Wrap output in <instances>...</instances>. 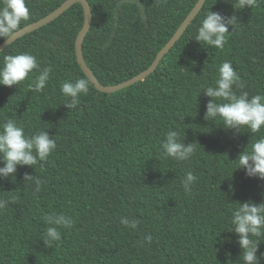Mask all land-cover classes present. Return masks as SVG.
<instances>
[{
    "label": "trees",
    "instance_id": "trees-1",
    "mask_svg": "<svg viewBox=\"0 0 264 264\" xmlns=\"http://www.w3.org/2000/svg\"><path fill=\"white\" fill-rule=\"evenodd\" d=\"M65 1L26 0L30 15L19 29ZM86 1L92 22L82 56L104 87L145 71L197 2ZM208 10L238 18L222 50L194 39ZM83 20L75 3L0 52V64L5 55L30 53L40 69L52 68L40 93L28 87L39 69L17 86H0V123L15 120L28 136L45 130L57 144L46 161L18 165L15 176L0 178V199L7 201L0 209V264H243L230 217L240 203L264 201V181L235 170V160L264 127L254 135L246 129L234 134L219 120L205 121L212 98L201 86L213 83L219 66L231 61L242 86L234 85V91L264 95V0L238 12L226 0H205L149 76L110 94L90 83L72 110L63 104L60 87L87 79L74 48ZM169 129L178 130L185 145L195 144L189 161L163 158ZM188 171L197 176L191 192L182 185ZM25 173L42 181L38 190L24 180ZM53 213L75 223L60 228L61 240L48 246L46 217ZM122 216L135 217L137 228L122 225ZM261 254L264 241L258 252L264 264Z\"/></svg>",
    "mask_w": 264,
    "mask_h": 264
},
{
    "label": "clouds",
    "instance_id": "clouds-1",
    "mask_svg": "<svg viewBox=\"0 0 264 264\" xmlns=\"http://www.w3.org/2000/svg\"><path fill=\"white\" fill-rule=\"evenodd\" d=\"M235 11L243 10L246 6L252 8L257 0H226ZM30 11L26 0H0V38L7 41L20 28L22 21L29 19ZM236 15L225 17L219 12L208 10L206 16L200 22L194 39L204 47L223 49L227 43L228 35L238 27ZM229 26L232 31L229 32ZM38 75L28 85L36 93L44 91L47 87L51 66L40 69L37 58L30 53L5 55L0 64V86H17L26 79L29 74L38 70ZM242 87L239 77L232 67L231 61H224L218 69V76L213 83L201 86L208 97L212 99L207 104L204 120L209 122L221 121L227 130H235L234 134L242 133L246 129L249 134L260 133L264 127V95L249 96L247 91L239 95L233 86ZM90 88V80L77 78L66 80L61 84L60 91L65 97L63 104L69 109H78L80 96L87 95ZM45 130L25 135L23 126L15 120L7 119L0 123V178L7 179L15 176L17 166H34L38 161H46L56 149V141ZM249 144V143H248ZM247 144V145H248ZM163 158H171L177 162L189 161L196 151L194 143L185 145L180 140L178 130L169 129L161 143ZM236 169H242L248 178H256L264 181V134L255 138L249 147H245L237 159ZM26 182H34L37 190L42 181L33 175L25 173ZM197 181V176L188 171L182 180L185 192H191V186ZM7 201L0 199V209H3ZM49 225L44 232V244L51 246L53 242L61 240L60 228H72L74 220L63 213L50 214L46 217ZM120 223L127 228L136 229L139 221L133 217H120ZM229 232L237 236L236 243L243 251V264H259V244L264 241V201L254 203L247 201L240 203L230 217ZM151 243V235L146 237ZM264 255V254H261Z\"/></svg>",
    "mask_w": 264,
    "mask_h": 264
},
{
    "label": "water",
    "instance_id": "water-1",
    "mask_svg": "<svg viewBox=\"0 0 264 264\" xmlns=\"http://www.w3.org/2000/svg\"><path fill=\"white\" fill-rule=\"evenodd\" d=\"M78 3L81 5L83 14H84V20L83 25L80 29V31L77 34V37L75 39V56L77 64L79 65L80 69L84 73L85 77L90 80V83L95 87V89L101 93H113L119 90H122L126 87H129L133 85L134 83L138 81L144 80L147 76H149L157 67L160 60L163 58L164 55L168 53V51L174 46V44L179 40V38L183 35L187 27L191 24L193 19L196 17V15L200 12L202 9L205 0H197L192 10L187 14L184 21L180 24L178 29L175 31V33L172 35V37L169 39V41L163 46V48L157 53L155 59L151 63V65L143 72L139 73L138 75L134 76L130 80H127L123 83L114 85V86H102L96 78L93 76L92 72L89 70V68L86 66L83 56H82V43L84 41V38L86 34L88 33L91 22H92V14L89 8V4L86 0H66L61 4L59 8L45 16L44 18L27 25L15 32L7 41H3L0 44V52L3 51L8 45L16 41L17 39L23 37L24 35L31 33L35 30H38L39 28L49 24L56 18H58L62 13H64L67 9H69L73 4Z\"/></svg>",
    "mask_w": 264,
    "mask_h": 264
}]
</instances>
